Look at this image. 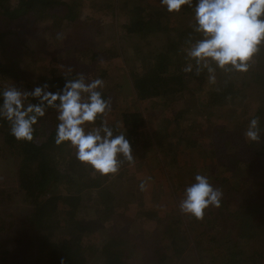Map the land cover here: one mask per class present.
I'll use <instances>...</instances> for the list:
<instances>
[{
	"label": "trees",
	"instance_id": "obj_1",
	"mask_svg": "<svg viewBox=\"0 0 264 264\" xmlns=\"http://www.w3.org/2000/svg\"><path fill=\"white\" fill-rule=\"evenodd\" d=\"M91 1L111 2L116 11L119 7L125 9L127 22L120 25L125 37L130 34H142L144 37L167 30V52L146 51L141 58L142 69L132 74L134 93L116 96L124 101L133 100L132 106L121 110L118 116L111 106L109 116L104 117L114 134L123 131L133 153H139L143 148H147L145 151L148 152L157 150L173 163L177 161L178 154H170L174 153L173 148L177 145L170 142L168 133L172 125L179 126L178 140L183 147L182 152L180 150L181 159L188 158L193 173L199 171L206 174L214 187H218L215 181L218 182L221 177L218 188L222 195L217 207L221 213H229L228 201H232L233 197L223 189L230 183V176L223 175L224 172L230 173L236 181L256 180L260 200L256 204L243 202L238 211H241L239 218L252 224L254 242L259 244L254 246L261 255L258 256L253 248L254 252L243 258L241 250L232 254L222 248L225 241L219 237L221 229L218 224L222 217L217 216L218 211L209 210L212 206L205 210L203 219L190 215L184 217L181 213L174 215L170 221V216L163 218L162 225L153 232L143 228L125 213L121 198L124 191L118 189L116 193L107 184L111 174H100L92 166L87 167L88 163L79 161L69 142H55L57 109L49 106L45 107L44 116L38 117L33 125L30 141L16 140L9 133V123L0 119V158L14 160L19 186L32 205L28 220L36 230L34 264H61V261L63 264H167L169 252L176 258L175 264H264V58L259 64L250 60L246 71H237L231 66L220 68L211 63L210 66L216 68L210 74L214 79H209V74L205 73L207 76L203 79L209 84L206 98L201 101L198 92L203 81L199 77L204 74L200 72L198 75L194 71L189 74L182 70L188 63L186 55L183 56L182 44L189 46L190 41L200 38V34L194 31L192 8L184 5L179 12L170 13L161 7L159 0H146L145 4L142 0H130L132 6L127 7L128 0L122 4L121 0ZM73 2L84 3L80 11H84L85 4H89L86 0ZM59 7L63 9L57 10ZM111 14L114 15L113 12ZM78 18L79 12L73 10L68 0H0V88L7 87V82L12 81L11 86L19 89L16 85L24 81V91L30 92L45 83L49 90L58 91L66 79L77 76L65 63L68 56L52 52L48 57L40 53V43H43L42 33H49L56 45H61L65 37H70L66 30L83 29L89 24L86 20L80 19L79 22ZM17 29H21L22 33ZM57 32L61 34H55ZM14 35L18 36L21 46L38 47L33 57L34 63L41 60L37 73L24 66L25 57L20 55L12 37ZM95 48L86 43L84 49L76 50L77 59L100 63L102 59L106 62L111 57L120 56L118 52L107 56V51ZM262 53L264 44L260 45L256 55ZM80 54L82 56L78 57ZM5 58L8 61L4 64L2 61ZM27 71L33 75L29 79ZM110 75V69L101 64L93 78L107 81L101 89L106 99L109 98ZM195 76L198 77L193 80ZM238 76L244 80L241 87L237 84ZM154 99L173 110L167 118L162 116L165 124L163 133L158 127H147V119L136 105L137 101ZM28 102L37 103L38 100L29 97ZM197 105L213 109L215 115L212 116V111L209 115L202 112L204 121L196 128L205 129L209 124H217L221 113L226 112L228 121L225 125L230 124V129H220L219 137H212L203 146L194 140H186L189 128L197 121V118H192L196 117L192 113ZM237 108L242 111L238 113ZM107 117L114 118L108 120ZM253 117L258 118L259 139L256 141L244 135ZM96 123L98 125L100 120ZM185 140L187 143L183 142ZM196 151L198 156H195ZM216 158L224 164H218L217 169L213 166ZM90 210L94 212L91 215ZM144 210L141 207L140 211L147 214ZM207 221L210 226H207ZM126 222H130V228H126ZM164 225H167L166 228ZM169 227L172 230H167ZM227 247L231 249V245ZM7 255L5 251L0 254L2 264L8 263Z\"/></svg>",
	"mask_w": 264,
	"mask_h": 264
},
{
	"label": "rangeland",
	"instance_id": "obj_2",
	"mask_svg": "<svg viewBox=\"0 0 264 264\" xmlns=\"http://www.w3.org/2000/svg\"><path fill=\"white\" fill-rule=\"evenodd\" d=\"M68 1L71 3L73 10L75 12H79L78 21L80 22L81 20H86L89 24L83 29L66 30V34H69L70 37H63L64 39L61 45H56L55 40L49 33H42L41 41L43 40V43H40V53L42 52L48 57H50L52 52H56L58 56H68L65 61L67 67L73 69L77 73L76 75H83L86 80L93 79L97 73L96 69H99L100 66L98 65V62H90L88 59H83V61L78 60V51L76 50L84 49L86 47V43H91L94 47H96L95 50H103L104 52L107 51V56H110L112 54L111 52L120 53L118 58L115 56L113 58L111 57V59H107L106 62L103 59L102 62H100L103 67L107 66L111 71L109 79L111 86L109 87L110 91H108V93L111 106L114 108V114L118 116L121 110L132 106L133 100L124 101L118 98L120 95L126 93H129L130 95L134 93L132 79L133 73H131L130 65L133 66L136 62H138L137 67L140 71L142 69V66L140 65L142 61L141 58L144 57V53L146 51H153L154 53L167 52V48H169V42L165 38L167 30L165 29L164 31H159L157 34L150 33L149 37L146 39L137 38L138 40L136 41H130V39H127L124 36V33L120 28L122 23L127 22V16L124 13L125 9L119 7L116 11L113 10V3L111 2L102 4V2L99 1L90 0L91 2H89V0H86L89 4L87 6L85 4V10L80 11V8L84 3H80L79 5L78 3L73 2V0ZM123 1L124 0H121V4ZM125 1H129L126 4V7L132 6V1ZM142 2L144 4L147 3L146 0H142ZM123 7L126 8L125 6ZM62 9V7H59L57 10L61 11ZM102 12L106 13L101 14ZM111 12H113L114 15H112ZM113 23L114 25H112ZM17 30L21 31V29ZM55 34L59 35L61 33L57 32ZM12 37L14 38L16 46H18V50H20V55L25 57L23 63L24 66H28V70L30 72L37 73V68L41 60L38 62L35 60L34 63L33 57L35 56L34 51H37L38 47L34 49L33 47H30V45L29 48L27 46H21L18 41V36L14 35ZM133 43L136 44L135 47L131 46ZM182 45L183 51L185 52L183 56H185L186 50L189 46L186 44ZM262 54L263 55L254 54L251 61L254 60V62L256 61L259 64L262 58H264V53ZM79 56L82 55L80 54L78 57ZM183 60H185V58H183ZM7 61L8 59L5 58L2 63L5 64ZM118 62H120V65L123 66V73H121L120 69L117 70L116 65ZM96 65L99 67L97 68ZM24 68L22 69L24 70ZM212 69L216 70V68ZM205 70L206 72H204ZM30 72L27 71L26 73L28 79L29 76L32 75ZM201 72L204 76L199 77L202 79L203 84H201V90L198 92V96L201 101H204L209 81H205L203 78H205L207 74H209V76L210 74H213V71L209 73L207 69H203ZM191 73L192 72L189 74ZM197 77L198 76H195L192 79L194 80V78ZM236 80L239 85L238 87L243 86L244 80L240 76H238ZM11 82L12 81L7 82V86H11ZM105 82H103V84H106ZM19 84L20 85L16 86H18L21 91H24L23 85L25 82L23 81ZM115 86L117 88H115ZM136 105L142 109V112L147 119V127H158L159 131L163 133V127L165 124L164 121L162 122L161 120L163 119L162 116L164 115L167 118V115L172 114L171 112H173V110H171L170 107L166 108L164 105L158 103V99L150 101H137ZM193 111L194 112L192 114L196 117L192 118H197V121L193 124L194 126L189 128L187 137L185 134L183 135L186 137L187 141L194 140L203 146V144L206 141L208 142L212 137H219L220 133L218 132L220 129H225V127L226 129H230L228 128L230 127V124L225 125L228 121L227 112L221 113L219 117L221 120L217 124L213 123V126L209 124L204 129L196 128L198 124L204 121L201 115L202 112L209 115V112L212 111V116H214V110L204 109L203 107L197 105L193 108ZM240 111H242V109L237 108V112L239 113ZM113 118L114 117H107L108 120ZM178 131L179 126L172 125L170 127V132L168 133L170 142L177 145L176 148H173L174 153L171 152L170 156L178 154L176 155L177 161L172 163L169 160H166L164 158L165 156L160 152H157V150L154 152H148L145 151L147 148H143L139 153L132 152L133 159L131 162L125 159L122 155L118 156L117 158L121 161L119 170L115 174H111L107 182V184L115 190L116 193L118 192V189L122 190V192L124 191L121 198H123L122 207L124 208L125 213L129 217L132 216L143 228L151 232H153L157 226L162 225L161 222H163V218L170 216L168 219L170 221L174 215L181 214L178 205L183 195L184 186L191 182L193 176V169L189 167L191 162L188 158L186 159L183 157L181 159L182 154L180 153V150L182 152L183 147L178 140V135H180L178 134ZM186 140L183 142L187 143ZM195 154V156H198L199 152L196 151ZM213 159L214 158L210 160ZM218 164L224 165L216 158V163L213 165L215 166V169L218 168ZM90 166V164H87V167ZM197 166L200 167L201 165ZM224 174L225 176H230V183L226 184L223 189L233 196L232 201H228V204H230V210L227 211L229 213H224L220 210L223 212L221 213L217 210L219 208L214 206L209 208L210 211H218L217 216L222 217V220L218 223L221 229L219 237L225 241L222 248L227 251H231L232 254L241 250L243 258H245L249 253H253L254 248L259 256L261 254L258 253L259 250H257L254 246L256 244L259 246V244L257 241L256 243L254 242L253 226L251 223L244 221V218H239L241 211H238L239 206H241L243 202L256 204L260 200L258 198L259 189L256 180H251L249 182L240 180L236 181L231 177V175H229L230 173L224 172L223 175ZM148 177L151 179L147 180L144 190L141 191L139 188L140 180ZM220 178H218V182L217 180L215 181V183H217L215 186L219 187ZM64 190L65 192L67 191L66 186L64 187ZM141 194H143V196H141ZM139 196H141V199H138ZM141 207H144V211L152 216L145 214V212H141ZM31 209L32 205L26 200L25 194L19 186L18 174L16 172L14 160L7 161L0 158V254L3 251L8 254L7 264H34L36 230L35 226L28 220V214H30ZM89 212L90 215L94 213L92 210ZM183 215L184 217L186 216L185 214ZM154 217L161 219V221H158V223L157 219ZM207 224V226L211 225L209 221H207ZM127 226L130 228V222H126V228ZM164 226V228H166L167 225ZM167 230H172V227L167 228ZM230 245L231 249L228 250L229 247L227 246ZM169 253L170 258L167 259V261H169L167 264H175L176 258L171 254V252ZM2 263L3 262H0V264Z\"/></svg>",
	"mask_w": 264,
	"mask_h": 264
},
{
	"label": "clouds",
	"instance_id": "obj_3",
	"mask_svg": "<svg viewBox=\"0 0 264 264\" xmlns=\"http://www.w3.org/2000/svg\"><path fill=\"white\" fill-rule=\"evenodd\" d=\"M160 5L170 13L179 12L184 5L193 9L194 31L200 38L189 42L186 50L189 62L182 69L186 73L199 74L203 69L211 73V63L246 71L248 62L264 44V0H160ZM102 88L101 79L86 80L83 75L66 79L58 91L49 90L47 83L30 92L15 86L2 87L0 119L9 123V133L16 140L30 141L33 125L38 117L44 116L45 107H54L58 120L55 142H69L76 158L100 174H115L121 163L117 157L122 155L131 162L132 148L125 133L114 134L104 119L111 111V101L102 96ZM29 97L38 102H28ZM244 135L252 141L259 139L258 118L249 120ZM150 179L140 180L141 191ZM221 195L210 178L197 171L184 186L178 207L185 215L203 219L206 209L220 205Z\"/></svg>",
	"mask_w": 264,
	"mask_h": 264
},
{
	"label": "crops",
	"instance_id": "obj_4",
	"mask_svg": "<svg viewBox=\"0 0 264 264\" xmlns=\"http://www.w3.org/2000/svg\"><path fill=\"white\" fill-rule=\"evenodd\" d=\"M147 37H149V34H147V35H145L144 37H142V34H139V35H133V34H130V35H127L126 36V38L127 39H130V41H136V40H138V39H146ZM138 38V39H137ZM140 41V40H139ZM131 46H136V44H131ZM133 54V53H132ZM131 56V55H130ZM119 57V56H118ZM117 57V58H118ZM109 59H111V58H109ZM99 66H101V64L99 63L98 64ZM98 65H96V66H98ZM117 70H119L120 69V71H121V73H123L124 72V70H123V66L122 65H120V62H118L117 63ZM138 64H134L133 66L132 65H130V70H131V73H137V70H138ZM115 67V66H114ZM97 70L98 69H96V72H97ZM128 70V69H127ZM139 71V70H138Z\"/></svg>",
	"mask_w": 264,
	"mask_h": 264
}]
</instances>
